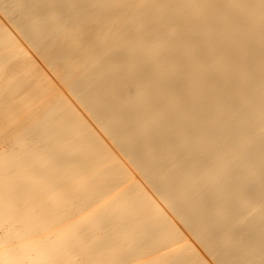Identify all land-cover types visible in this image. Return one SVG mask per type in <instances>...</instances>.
Returning <instances> with one entry per match:
<instances>
[{"label": "bare ground", "instance_id": "bare-ground-1", "mask_svg": "<svg viewBox=\"0 0 264 264\" xmlns=\"http://www.w3.org/2000/svg\"><path fill=\"white\" fill-rule=\"evenodd\" d=\"M0 13V264H264V0Z\"/></svg>", "mask_w": 264, "mask_h": 264}, {"label": "rangeland", "instance_id": "rangeland-1", "mask_svg": "<svg viewBox=\"0 0 264 264\" xmlns=\"http://www.w3.org/2000/svg\"><path fill=\"white\" fill-rule=\"evenodd\" d=\"M10 9H11V7H10ZM10 9H9V10H10ZM11 11H12V9H11ZM14 11H15V9H14ZM11 15H14V14H11ZM0 16H1V17H0L1 21H2L5 25L9 26L10 29L13 28V27H11V24H10L9 21H6L5 19H3V18H5V17H3L1 13H0ZM15 16H16V15H15ZM11 17H14V16H11ZM7 20H8V19H7ZM5 22H7V23H5ZM8 23H9V24H8ZM12 30H13V32H15V29H12ZM14 34H16V36L19 38L20 42H21L22 44L24 43L23 45H24V46H25V47H26V48H27V49H28V50L34 55V58H35L36 61L38 62V65H40V67H43V70H44L46 73L51 74V75H49V74H48V75L50 76V78L52 77L51 79L56 83V86H57L58 88L61 87L60 89H63V87H62L61 84H60V81H59V80L57 81L58 78L56 79V76H55L54 74L50 73L51 71L48 72V71H49V68H48L47 66H45L46 64L44 65L42 59L36 54V55L38 56V57H37V56L35 55V53H34L33 50H30L31 48H30L29 46H27V44L25 43V41L23 40V38H22L20 35H18L16 32H15ZM25 44H26V45H25ZM39 58H40V60H39ZM42 63H43V64H42ZM41 65H42V66H41ZM44 66H45V67H44ZM46 67H47V68H46ZM45 69H46V70H45ZM54 77H55V78H54ZM50 78H49V79H50ZM58 83H59V84H58ZM63 90H64V89H63ZM64 91H65V90H64ZM17 103H18V100H17ZM81 110H82V109H81ZM29 113H30V112H29ZM29 113H27L25 116L28 117ZM82 113H83L84 116L87 115V114L85 115V113H84L83 111H82ZM86 117H87V116H86ZM87 118H88V117H87ZM88 121L91 122V124H92L93 127L95 126L94 128H96V130H99V129H97L98 126H97V125H94V124H96V123H94V122H93L91 119H89V118H88ZM93 123H94V124H93ZM102 136H103V135H102ZM180 228H181V229L184 228V229H183V232H186L184 226H180ZM186 233H187V232H186ZM188 235H189V234H188ZM190 237H191V236H190ZM190 240H191L192 244H194L195 246H197L198 249L201 248V247H199L200 245H199L195 240H193V238H190ZM200 251H201V249H200ZM201 252H202V251H201ZM202 253H203L202 255H203V256L205 257V259L207 260V259L209 258V256L206 257L208 254H206L205 251L202 252ZM210 260H211V261H210ZM210 260L208 259L207 261L210 262V264H211V263L213 264L214 261H213L211 258H210ZM214 264H216V263H214Z\"/></svg>", "mask_w": 264, "mask_h": 264}]
</instances>
